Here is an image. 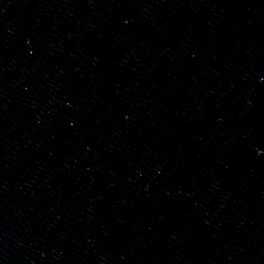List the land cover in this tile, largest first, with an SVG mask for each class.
Here are the masks:
<instances>
[{
  "label": "water",
  "instance_id": "95a60500",
  "mask_svg": "<svg viewBox=\"0 0 264 264\" xmlns=\"http://www.w3.org/2000/svg\"><path fill=\"white\" fill-rule=\"evenodd\" d=\"M0 264H264V0H0Z\"/></svg>",
  "mask_w": 264,
  "mask_h": 264
}]
</instances>
